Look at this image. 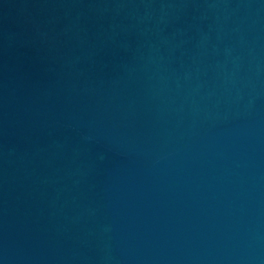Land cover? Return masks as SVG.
<instances>
[{
  "label": "water",
  "instance_id": "95a60500",
  "mask_svg": "<svg viewBox=\"0 0 264 264\" xmlns=\"http://www.w3.org/2000/svg\"><path fill=\"white\" fill-rule=\"evenodd\" d=\"M0 264H264V0H0Z\"/></svg>",
  "mask_w": 264,
  "mask_h": 264
}]
</instances>
